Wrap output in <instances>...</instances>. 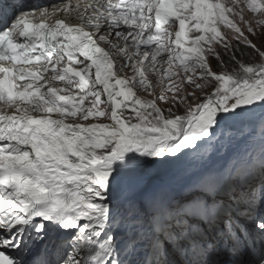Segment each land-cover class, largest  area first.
<instances>
[{
  "label": "snow or ice",
  "instance_id": "obj_1",
  "mask_svg": "<svg viewBox=\"0 0 264 264\" xmlns=\"http://www.w3.org/2000/svg\"><path fill=\"white\" fill-rule=\"evenodd\" d=\"M0 264H264V0H0Z\"/></svg>",
  "mask_w": 264,
  "mask_h": 264
}]
</instances>
